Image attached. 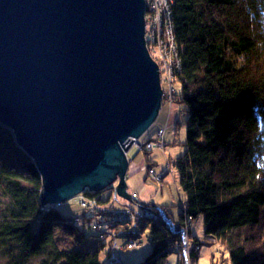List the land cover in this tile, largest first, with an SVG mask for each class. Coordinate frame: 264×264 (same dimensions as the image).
<instances>
[{
	"label": "trees",
	"instance_id": "trees-1",
	"mask_svg": "<svg viewBox=\"0 0 264 264\" xmlns=\"http://www.w3.org/2000/svg\"><path fill=\"white\" fill-rule=\"evenodd\" d=\"M175 1V100L187 113L185 152L173 161L181 210L202 216L206 240L225 248L231 264H264V0ZM43 193L37 163L0 120V248L19 249L12 264H102L106 243L88 246L97 236L85 221L75 225L58 206H44ZM136 225L148 228L152 246L139 264H166L177 235L161 219ZM56 233L75 248L58 249Z\"/></svg>",
	"mask_w": 264,
	"mask_h": 264
},
{
	"label": "water",
	"instance_id": "water-1",
	"mask_svg": "<svg viewBox=\"0 0 264 264\" xmlns=\"http://www.w3.org/2000/svg\"><path fill=\"white\" fill-rule=\"evenodd\" d=\"M144 0H0V120L40 169L43 205L119 180L159 116Z\"/></svg>",
	"mask_w": 264,
	"mask_h": 264
},
{
	"label": "rangeland",
	"instance_id": "rangeland-1",
	"mask_svg": "<svg viewBox=\"0 0 264 264\" xmlns=\"http://www.w3.org/2000/svg\"><path fill=\"white\" fill-rule=\"evenodd\" d=\"M144 1L145 41L151 56L159 64L161 86L164 91L166 85L161 76L160 54L164 49L163 56L166 59L170 54L172 55L168 49L172 40L176 41V53L182 64L175 35L174 6L176 1ZM174 81L173 101L170 102L169 99L163 98V105L156 121L138 143L134 142L131 149L126 152L129 160L126 176L127 191L133 202L116 197L115 189L119 184L117 180L100 194H93L87 188L85 192L64 203L46 205L53 208L58 206L62 214L73 217L75 225H82L85 221L88 235L97 236L89 240L88 246H94L97 241L106 243L105 248L100 251L102 264H112V260L115 259H120L121 264L141 263L150 253L152 246L148 228L137 226L136 223L139 221L147 224L157 219L166 223L178 237L171 246V253L167 256L166 264H231L225 248L217 243L209 244L206 240L202 216L190 220L186 217V212L181 210L182 206L180 207L185 194L180 186L173 161L185 152L187 113L185 104L175 100L180 85L176 79ZM159 132H161L160 138ZM149 143L153 144L151 149L147 147ZM32 159L35 161L33 157ZM1 197L0 194V201ZM4 203L6 201L0 205ZM150 203L152 204L148 205ZM2 210L3 207L0 206V212ZM125 210H128L133 218L121 222L115 220L124 216ZM180 210L181 213L183 212L181 214L183 218L180 217ZM83 214H86L89 219L83 218ZM126 226L129 229L123 228ZM182 228L185 229L184 236L181 235ZM127 231L132 232V235L127 236ZM197 239H199V244H197ZM55 244L60 250L75 248L71 240L63 238L58 233L55 235ZM179 244L181 247L187 246V254L176 249ZM12 247L8 245L0 248V264H12L11 250H14L15 256L19 251L18 248ZM193 250L198 253L197 259L190 262V254ZM42 258L31 259L25 264H40Z\"/></svg>",
	"mask_w": 264,
	"mask_h": 264
},
{
	"label": "built area",
	"instance_id": "built-area-1",
	"mask_svg": "<svg viewBox=\"0 0 264 264\" xmlns=\"http://www.w3.org/2000/svg\"><path fill=\"white\" fill-rule=\"evenodd\" d=\"M175 43H176V41H173V40L170 42L171 46L169 44L170 47L168 49L170 50L172 55L170 54V56L167 57V59L165 58V56H163V53L165 51L164 49H163L162 53L160 54V59H161L160 61L162 62L161 76H162V81L166 85V90L163 91L164 92L163 93V98L165 97L167 100L169 99L170 102L173 101V95L175 94L173 81L176 79L177 74L182 70L181 59L179 58L178 54L176 53L177 52L176 51L177 47H176ZM162 57H164V58L162 59ZM161 132H163V130H161ZM161 132H159V138H160ZM152 145L153 144L149 143L147 147L149 149H151ZM123 214H124V216H120V217H118L116 219L114 218V219L118 220L119 222H121L122 220L126 221V220H128L130 218L131 219L133 218V217H131L129 215V211L128 210H125ZM109 217H110V215H109ZM186 217H188L190 220L192 219V217H190V216L186 215ZM184 232H185V229L182 228L181 235L184 236L185 235ZM186 244H187V242H186ZM129 245H131V244L129 243ZM176 249L179 250L180 252L184 253V254H187L186 253L187 252V246L186 247H181L180 244H179ZM113 263L114 264H121L122 261L120 259H115L113 261Z\"/></svg>",
	"mask_w": 264,
	"mask_h": 264
},
{
	"label": "bare ground",
	"instance_id": "bare-ground-1",
	"mask_svg": "<svg viewBox=\"0 0 264 264\" xmlns=\"http://www.w3.org/2000/svg\"><path fill=\"white\" fill-rule=\"evenodd\" d=\"M21 147V146H20ZM22 148V147H21ZM23 149V148H22Z\"/></svg>",
	"mask_w": 264,
	"mask_h": 264
}]
</instances>
